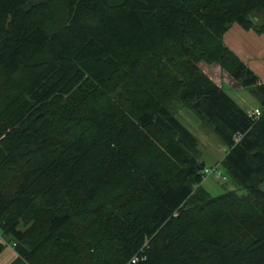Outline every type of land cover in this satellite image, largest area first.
Returning <instances> with one entry per match:
<instances>
[{
  "label": "trees",
  "instance_id": "1",
  "mask_svg": "<svg viewBox=\"0 0 264 264\" xmlns=\"http://www.w3.org/2000/svg\"><path fill=\"white\" fill-rule=\"evenodd\" d=\"M233 24L264 36V0H0L9 264H264V83L224 44ZM182 108L223 141L220 179L245 195L202 187Z\"/></svg>",
  "mask_w": 264,
  "mask_h": 264
},
{
  "label": "rangeland",
  "instance_id": "2",
  "mask_svg": "<svg viewBox=\"0 0 264 264\" xmlns=\"http://www.w3.org/2000/svg\"><path fill=\"white\" fill-rule=\"evenodd\" d=\"M247 31L249 32V30ZM209 66L210 65L201 63L199 68L206 72L213 82L215 81L219 85L222 84L227 91L226 93L234 97L241 107L244 109H254L253 107L257 103L252 96H250L248 90L242 87L240 88V85L232 80L229 74L226 75L220 71L217 65L212 67ZM179 112L180 113L177 114L179 120L186 125V127L191 130V133L199 140L198 149L202 155V162H204L207 167L213 169L216 167L219 168L223 173V166L220 162L227 153L223 141L212 132V129L201 124L198 117L192 112H188L184 108L180 109ZM202 187L208 190L214 197L232 190H236L240 195H245L246 193V190L240 188V186L228 176L220 179L219 176H215L213 173L206 175ZM0 242L5 243L1 238ZM15 256L16 253L13 251L12 247L10 245L7 246L6 250H3L0 254V264H9Z\"/></svg>",
  "mask_w": 264,
  "mask_h": 264
},
{
  "label": "crops",
  "instance_id": "3",
  "mask_svg": "<svg viewBox=\"0 0 264 264\" xmlns=\"http://www.w3.org/2000/svg\"><path fill=\"white\" fill-rule=\"evenodd\" d=\"M223 42L234 51L237 57L248 64L249 69L254 70L264 83V36L253 30L248 32L233 24Z\"/></svg>",
  "mask_w": 264,
  "mask_h": 264
},
{
  "label": "built area",
  "instance_id": "4",
  "mask_svg": "<svg viewBox=\"0 0 264 264\" xmlns=\"http://www.w3.org/2000/svg\"><path fill=\"white\" fill-rule=\"evenodd\" d=\"M248 113H249V115L251 116L252 119H255L257 117H260V115L262 114V110L259 109V108H257V107H255V109L248 108ZM220 171L221 170L219 168H217V167L215 169H213V168H207L205 170L204 174L208 175V174L213 173V174H215V176L221 177L220 176L221 175V172ZM136 261H138V259L136 257L133 258V262H136Z\"/></svg>",
  "mask_w": 264,
  "mask_h": 264
},
{
  "label": "water",
  "instance_id": "5",
  "mask_svg": "<svg viewBox=\"0 0 264 264\" xmlns=\"http://www.w3.org/2000/svg\"><path fill=\"white\" fill-rule=\"evenodd\" d=\"M202 166L204 167V164H202Z\"/></svg>",
  "mask_w": 264,
  "mask_h": 264
}]
</instances>
